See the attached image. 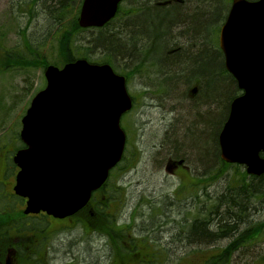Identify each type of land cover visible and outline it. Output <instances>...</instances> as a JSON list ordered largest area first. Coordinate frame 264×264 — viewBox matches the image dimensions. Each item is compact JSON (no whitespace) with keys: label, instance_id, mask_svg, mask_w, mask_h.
<instances>
[{"label":"rangeland","instance_id":"obj_1","mask_svg":"<svg viewBox=\"0 0 264 264\" xmlns=\"http://www.w3.org/2000/svg\"><path fill=\"white\" fill-rule=\"evenodd\" d=\"M10 1L0 0V42L3 43L4 48L8 50L19 43V26L25 29L32 43L38 46L41 56L47 63L58 62L56 43L58 35L53 25L44 20L27 22V17L23 18V14L19 12V9L24 8L25 5L20 4L19 0H12L13 6ZM22 1L27 3L31 0ZM37 4L31 10L33 16L36 14ZM10 6L14 7L11 12ZM213 22L216 24L215 21ZM222 22L217 25L220 27ZM98 34V30L81 31L75 36L76 44L87 46L90 41L97 40V47L89 52V58L92 61H101L108 55L111 56L110 59L115 66V62L118 63V61L114 62V57L102 50L103 44L107 45L108 42L99 41ZM158 53L160 54V51ZM221 77L230 82L228 75L222 74ZM136 80L130 78L128 85L129 94L136 98L135 105L121 119L122 127L127 132L125 159L122 165L112 172L108 187L103 190V193L101 192L106 198L115 199L117 196L120 200L106 207L105 211L113 213L116 223L127 228L128 244H131L129 240L132 238H138L142 242L137 246L140 255H136L138 258H134L130 264H136L138 261L137 264H206L203 263L204 259L213 256L214 252L217 254L218 249L225 247L232 239L240 234L247 235L248 230L251 231L253 226L264 224V196L248 198L249 206L242 211L243 219L238 224V231L231 238L215 242L209 249L202 247L200 243L195 246L186 244L185 237L189 224L194 219L217 218L220 212L226 210L217 203L218 197L229 194L234 196V192L239 193L238 195L243 194L246 191L243 189L244 185L252 191V187L261 184L264 191V178L261 183L255 181L259 177L248 176L244 167L240 165L222 168L219 156H214L212 159V156H208L210 153L206 158L207 169L203 170L201 164H193L196 158L188 147V142L195 146L199 145V135L187 138V132L188 130L201 132L200 129L204 126L200 127L199 120L201 121L202 116L209 113L208 106L203 105L205 94L201 92L199 84L196 85L195 98L188 100L189 103L195 101L196 105L191 107L190 104H184L185 100L175 101L176 98L180 100L179 96L171 98L172 94H175L171 88H161L159 91L150 88L146 89L147 91H141L143 87L137 86L139 84L135 83ZM231 85L233 87V83ZM44 86L43 68L8 70L0 73V108L1 111L6 112L3 116L0 115V136L5 137V134H8L5 141L8 145L14 142L13 136L21 129L20 119L31 99ZM191 88H194L193 85ZM184 94L189 95L187 92ZM217 94L223 98L221 104L224 102L225 104L213 106L214 113L217 114L210 133L211 138L214 139L215 148L218 134L227 118V104L234 96L239 95V92L237 88L234 92L228 88V91H221L220 94L217 90ZM178 95L184 98L181 93ZM1 111L0 114H2ZM206 130L202 132L204 135ZM165 131L168 132L170 141H175L177 145L168 146L169 141L166 149L160 147ZM209 145L210 141H205L200 147L201 152H205ZM168 158L172 161L183 160L187 169L171 173L166 171L165 165ZM125 165L126 167L121 171ZM220 171H222L221 174L215 178ZM242 172L245 173V177L241 175ZM211 177L212 180H210ZM203 179L206 181L194 184L195 181ZM15 204L13 200L4 202L0 198V210L4 207L12 209ZM77 217L82 218L81 215ZM75 220L76 217L73 216L61 220L48 218L51 228L57 231L53 232L49 241L45 242L42 264H117L112 263V251L107 237L102 234H85L79 226L75 225L67 228ZM123 241H126V237ZM3 242L8 241L3 240ZM24 244L21 247L23 253H28L30 250L26 248L27 241ZM128 244L125 246L128 247ZM192 248L198 250L188 252ZM213 248L215 251L211 250ZM146 251L154 253L155 259L146 258L144 256ZM184 256L186 257L183 258ZM16 258L15 253L11 254L10 260L0 264H17ZM224 264H264V229L258 235L249 237L236 251L228 255L224 259Z\"/></svg>","mask_w":264,"mask_h":264},{"label":"water","instance_id":"obj_2","mask_svg":"<svg viewBox=\"0 0 264 264\" xmlns=\"http://www.w3.org/2000/svg\"><path fill=\"white\" fill-rule=\"evenodd\" d=\"M120 0H82L78 25L101 27ZM224 67L242 94L235 98L218 137L220 157L264 175V0H232L219 32ZM45 87L21 119L24 148L13 191L23 213L72 216L89 202L120 161L125 134L119 122L132 107L125 79L107 64L85 59L44 70Z\"/></svg>","mask_w":264,"mask_h":264},{"label":"trees","instance_id":"obj_3","mask_svg":"<svg viewBox=\"0 0 264 264\" xmlns=\"http://www.w3.org/2000/svg\"><path fill=\"white\" fill-rule=\"evenodd\" d=\"M182 1L184 3V6L180 10H178V12L181 11L186 14L188 13L189 17H186V15L183 14L180 15V17L176 18L173 23L164 25L169 33L176 34V36H174L170 40L171 42H174L175 47L173 48V55L171 54V64L167 66V70L172 79L178 77L180 79L179 81L177 80L175 83H172V86L170 87L171 91L175 93L172 94L171 98L179 96L178 98H180V100H178L177 98H173L175 99V101L188 99L186 94L183 95V93H186L189 74L195 72L199 73L202 76V78L204 79V84L201 87V92L205 94L203 104L208 106L209 109V113L205 114L204 117L209 119L204 118L201 121L199 120V125H203L207 130L205 135L199 131L188 130L189 133L187 134V138H191L194 135H199V145L195 146L194 144L188 142V147L192 150V153L194 154L193 156L195 158L203 160L206 159L207 155L210 153L208 156H212L213 159L214 156H216V148L213 145L215 143L214 139H212L213 137L211 138L210 132L212 131L214 119L217 114L216 112L214 113L213 106H223L225 104V102L224 104H221V99L223 98L221 95L217 96V90H219V94L221 93V91H228V88L231 90V92H234V89L236 90V85L233 84L232 87L231 83L233 82L231 81V79L230 83L229 80H225L221 77L222 74L227 75L223 67L221 52L214 43L212 44L214 50L211 49L212 52L207 50L209 48L206 49L205 47L204 35L205 27L209 22L212 23L213 27L215 26L213 34L219 30V26L217 24H220V22L225 19L231 0H218L217 11L213 10L212 5H204V3L199 2V0ZM81 2L82 0H54V2L50 5L51 11L54 8H56L57 10L56 17L50 19V22L68 19L67 23H63V25H61L59 28H55V31L58 35L56 41L58 46V62L54 61L47 63V61L44 60V57L41 56L38 46H35L32 43V41L27 36L28 34L26 35L25 29H21L18 26V36L20 38L19 43L6 50L3 43L0 42V73H4L8 70L20 69L24 70L43 68L44 70L49 65L61 67L64 64L74 62L77 59H85L89 62L94 63H103V60L92 61L91 58H89V52L93 51V49L97 47V40L95 42L90 41L87 46L76 44L75 36L79 32L84 31L77 24V17ZM19 3L25 5L24 8L19 9V12L22 14L31 15V10L34 8L37 0H31L27 3L26 1L23 2L22 0H19ZM54 3L56 5H54ZM12 5L14 6V3H12ZM13 6H10V12L11 9L13 10ZM153 14L155 16V22H157V29L161 27L163 28L161 22L163 20H160L156 12H154ZM215 18H217L218 20ZM213 21H215L216 24H214ZM128 31L130 33L129 36L131 38L134 37L135 31ZM98 32L100 31L98 30ZM107 45L117 51V53L124 54L126 50H129L128 46H126L125 44L122 45V43L119 41L117 44L116 41L112 43L108 42ZM182 46L184 47V53L181 54L180 50ZM72 48H74L75 50H73ZM214 53H216V55ZM189 66H195V70L190 72ZM179 93H181L184 98H181L180 95H178ZM230 98L228 99V101L230 100ZM228 103H230V101ZM227 107H229V104H227ZM1 110L2 109L0 108V111ZM1 112L2 114L0 115L2 116L3 114H6V112ZM7 136L8 134H5V137L0 136V148H6L10 149V151H14L15 149L23 146L19 139L18 132H16L15 136H13L15 138L11 137V139H14V142L9 145L5 142L7 141ZM161 141L162 143L159 145L164 149H166L165 147L170 146V144L173 146L177 145L175 141H170L167 131H165L164 137L161 139ZM205 141H210L211 146L209 145V148L205 152H201L202 150L200 147L201 145H203V143H205ZM166 144H168V146H166ZM178 148L180 147L178 146ZM10 154L11 153H8L9 156ZM122 158L123 159L120 164L110 172L109 178L107 179L105 184L96 193H94L88 205L73 216L76 217V220L67 228H72L75 225L79 226L85 234H102L106 236L109 240V246L112 251V263L116 262L117 264H130V262H132L134 258H138L136 255H140L137 246L142 242L140 241V239L138 240V238H132L129 240L131 244L127 243V228H123V225H119L118 223H116L113 213H110V211H105L106 207H110V205L114 202L117 203L120 198H118L117 196L115 199H113L112 197L106 198L102 195L103 190L109 185L108 181L112 177V172L122 165V162L125 159L124 155ZM221 164L222 168L226 169L230 167L228 166V164ZM125 167L126 165L121 168V171ZM223 170L224 169H222V171ZM222 171L218 172L215 175V178L216 176H219ZM241 175H244L245 177L244 172H242ZM263 178L264 175L260 176L255 181L261 183ZM210 180H212V177L210 178ZM200 181L204 182L206 180L203 179ZM261 187V184H256L254 188L252 187V191H250V189L246 185H244L243 189L246 190L243 192L244 195H238L239 193L234 192V196L229 194L218 197L217 203L226 208V210L224 212H220L217 218H211L209 220L194 219L189 224V231L188 233H186V244L188 246H195V244L200 243L199 245L209 249V247L213 246V243L227 238L226 234L232 230V225L239 220L242 211L249 206L248 198L256 197L257 195L264 196V191H262ZM0 198L2 199L1 196ZM20 199L21 198L17 196L13 197L10 195L9 200H13V202H16L15 206L12 209L8 208L9 213L2 212L5 208H2L0 210V263H3V256L6 253V249L9 247L13 251H15L17 264H42L44 262L42 255L43 257L45 255V242L49 241L53 232L57 230L51 228L52 226H50L48 221L49 217L44 214H39L36 216L23 215L21 213L22 205L20 204ZM230 210H232V212ZM80 215L82 216L81 219L77 217ZM4 225H6V227ZM211 228L214 229L213 232L211 231ZM262 229H264V224L253 226L251 228V231L248 230L249 233L247 235H238L237 237L232 239L225 247L220 248V250L218 249L217 254H215L214 252L213 256L204 259L203 263L213 264L217 262L218 264H224V259L227 258L228 255L236 251L238 247H240L244 243V241L249 239V237L258 235ZM56 233L58 234L59 232ZM124 237H126L125 242L123 241ZM3 240H7L8 242H3ZM25 241H27L26 248L30 250L28 253H23V250L21 248L25 245ZM126 243L129 245L128 247H126ZM205 243L210 244V246H205ZM5 246L6 248H3ZM195 248L189 249L188 252L191 253L192 251H197L198 249ZM211 250L215 251V248ZM144 256L149 259H155L154 253H152L151 251L148 253L146 251ZM185 257L186 256H184L183 258ZM141 260L142 259H140V261Z\"/></svg>","mask_w":264,"mask_h":264},{"label":"flooded vegetation","instance_id":"obj_4","mask_svg":"<svg viewBox=\"0 0 264 264\" xmlns=\"http://www.w3.org/2000/svg\"><path fill=\"white\" fill-rule=\"evenodd\" d=\"M123 1L129 10H131L130 3L136 4L139 2V0H123ZM140 2H142V6L144 8L146 15L148 14L149 18L154 19L155 16L153 13L155 11H153L151 9V7L147 5L148 0H140ZM157 3H158V5H162L161 1H157ZM125 12L126 13L122 14V16L119 19L117 17V18H114V19L107 21L103 27L99 28V31L100 32H106V30L109 29L111 26L112 27L116 26L118 28V24L121 26L126 24L127 23V22H125V20H127L126 17L136 18L132 21V23L137 25L140 22L139 27H140V25L141 26L153 25V23L151 21H149L146 24V23H144L143 20H139L138 19V18H140V12L139 11H134L131 13V11L125 10ZM117 20H119V21L117 22ZM161 22H162L163 28L161 27V31L156 32V34H155L156 37H155L154 41L149 40V32H148V35L145 32L139 34V31L137 32V26H135V27L132 26L133 28L131 27V32L134 30L135 31L134 34L137 36V40H135L134 43L131 44L132 46H138L139 47V46L145 45V46H151L152 47V48H150L148 53H146L145 55L141 54L140 57L139 58L136 57L135 60L133 57V60L131 61V58L133 56L131 53H132V51L135 50V48H130V46H128L129 50H126V52L124 54H122V53H117V51H115L113 48H110V47H108V45L103 44L104 46H103L102 50L105 53L107 52L110 55H112V57H114V59H113L114 62L116 60L118 61V63L115 62L116 65L114 66V64L112 63V60L110 59L111 56L109 57L107 55L106 58L103 60V63L109 64L116 74L124 77L127 89H128V85L130 84V78L137 79L135 81V83L139 84L137 86L143 87L141 89V91H145L146 89H150V88H155L156 91H159L161 88H170L171 87L168 85L164 86L162 84V83L167 81V80H165V77H167L169 75L168 70L166 68H164V64H166L168 62V60L170 58V56H169L170 53L168 52L165 54L164 53L159 54L158 50L156 48H154L156 46H163L161 43V41H162L161 38L167 32V29L164 26L166 24V22H164V21H161ZM156 24L157 23H155L153 25L154 26L153 28L157 29ZM213 43L217 46V32H215L213 34V36L211 37L210 49H212V50H214L213 46H212ZM107 49L109 51H107ZM214 54L216 55V53H214ZM221 57H222L223 66H224L223 54H221ZM226 73L230 77L233 84L236 85V81H235L234 77L229 72L226 71ZM187 87H188V85H187ZM190 89H191L190 91H189V89H187L188 93H194L197 91L196 87L190 88ZM130 97H131L132 105L134 106L136 98L133 97L132 95H130ZM123 116H125V115H123ZM122 117H121V119H122ZM121 125H122V121H121ZM123 129L126 132L124 127H123ZM216 150H217L216 151V157H218L219 156L218 140L216 143ZM9 151H10V149L0 148V196L2 197L4 202L9 200L10 195L13 197H16L13 193L12 187L15 184V176H16L18 169L16 166H14L10 163V156L8 155ZM165 169H166V171L171 173L172 171H176V170H180V171L183 169L185 170V169H187V167L185 166L183 160H179V161L168 160L167 164L165 165ZM200 183H202V181H200V180H198V182L195 181V184H200ZM20 200H21L20 204L22 205L21 206V209H22L23 204L25 203V199L21 198ZM4 208L5 209L2 212L3 213L4 212L9 213L8 207H4ZM14 253H15V251H13L12 249H10L8 247L6 249V255L3 259V263L10 260L11 254H14Z\"/></svg>","mask_w":264,"mask_h":264},{"label":"bare ground","instance_id":"obj_5","mask_svg":"<svg viewBox=\"0 0 264 264\" xmlns=\"http://www.w3.org/2000/svg\"><path fill=\"white\" fill-rule=\"evenodd\" d=\"M55 1H58V0H55ZM157 1H161L163 6L162 5H158L159 2L157 3ZM53 2H54V0H37L38 4H37L36 10H35L36 11L35 16H33L32 14L31 15L23 14V18L27 17V22H35L36 20H39L40 22H42L44 20V22L51 23L54 28H59L61 25H63V23H67L68 19L56 20V21L50 22V19L56 17V11H57L56 8H54L51 11L50 5ZM199 2L204 3V5H207V4L212 5L214 11L218 10V7H217L218 0H199ZM12 3H13V1L11 0L10 4L12 5ZM54 5H56V4L54 3ZM147 5L150 6L151 9L158 14V17L160 18V20H163V21L165 20L166 25L173 23L176 18L180 17V15L185 14L186 17H189L188 13L186 14V13H183L181 11L178 12V10H180L184 6V3H183L182 0H148ZM130 6H131V10H129L127 8V6L125 5L123 0H120L116 4L115 14L109 20L117 18V17L119 19L122 16V14L126 13L125 10H128V11H131V13L134 12V11H139L140 12V18H138V17L137 18L139 20H143L144 23H146V24L149 21H151L153 23V25L155 23H157V22H155L156 21L155 18L151 19V18H149L148 14L146 15V13L144 11V8L142 6V2H140V0L136 4L130 3ZM21 17H22V15H21ZM36 17H38L39 19L38 18L35 19ZM78 18H79V15L77 17V23H78ZM126 18H127V20H125V22H127L126 24H124L122 26L118 24L119 28L114 26V27H111V28L107 29L106 32H99L98 38L100 39L99 41H101V42H110V43H112V42L116 41V44H117L118 41H119V42L122 43V45L125 44L126 46H130V48H135V50L132 51V53H131L133 55L132 58H131V61H132L133 57H134V60H135V58L136 57L139 58L141 54L145 55L146 53L149 52L150 48H152V47L151 46H145V45L144 46L142 45V46H139V47L138 46H132L131 44L134 43L135 40H137V36L134 35V37L131 38L129 36L130 33H129L128 30H131L132 26H134V27L137 26L139 34L145 32L148 35V32H149V40L150 41H154L155 37H156L155 36L156 32L161 31V28H159V29L153 28L154 27L153 25H147V26H145V25L141 26L140 25V27H139V23L137 25L132 23V21L134 19H136V18H134V17H126ZM103 26L104 25H102L101 27H103ZM214 28H215V26L213 27L211 22H209L206 25V27H205V35H204L205 47H206V49L209 48L207 50H209L211 52H212V50L210 49V41H211V37L213 36ZM125 29H128V30H125ZM174 36H176L175 33H169L168 30H167L166 34L161 38V40H162L161 43H162L163 46L154 47L158 51H160L161 54L162 53L165 54V53H168V52L170 53V55H169L170 58H169L168 62L166 64H164V68H166V69H167V66L169 64H171V62H170L171 54H172L173 48L175 46H174V42H171L170 40ZM129 38H131V39H129ZM101 46H102V44H101ZM183 51H184V47L182 46V48L180 50V53L181 54L184 53ZM180 56H182V55H180ZM193 70H195V66H189V71L191 72ZM179 79H180L179 77L172 79V77L169 74L167 77H165V80H167V81L162 83V84L164 86L165 85L166 86L167 85L168 86H172V83H175L177 80L179 81ZM187 82H188V84H187L188 87L186 88V92L188 93L187 89H189V91H190L191 90L190 88L192 87V85H193V87H197L196 85L199 84V88L201 89V87L204 84V79L202 78V76L199 73L192 72L191 74H189V80H187ZM195 93L196 92L189 93V95L187 96L188 99H185V103L184 102L183 103L184 104H190L191 107L195 106L196 105L195 101L192 102V103L188 102V100L191 101L194 98ZM202 96H204V95H202ZM204 116L205 115L202 116L201 120L205 118ZM201 129H200L201 132L205 131V127H202ZM187 133H189V131ZM169 159L170 158H168L166 160V162ZM193 164L194 165L201 164L203 170L207 169V166H208V163L206 162V159L200 160V159L196 158V160H193ZM241 219H243V214L242 213H241V216H240L239 220L232 225V230L229 231L226 234L227 238H224V239H221V240H225V239H228V238H231L232 236H234V233H236L238 231V224L241 221ZM188 231H187V233H188ZM211 231L213 232L214 229L211 228ZM221 240H219L218 242H220ZM205 246L208 247V246H210V244L205 243Z\"/></svg>","mask_w":264,"mask_h":264}]
</instances>
